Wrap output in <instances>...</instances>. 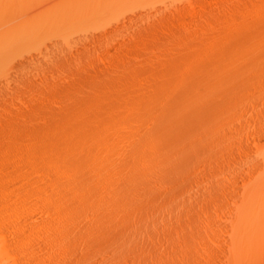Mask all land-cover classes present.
Returning a JSON list of instances; mask_svg holds the SVG:
<instances>
[{"label": "bare ground", "instance_id": "bare-ground-1", "mask_svg": "<svg viewBox=\"0 0 264 264\" xmlns=\"http://www.w3.org/2000/svg\"><path fill=\"white\" fill-rule=\"evenodd\" d=\"M263 7L8 120L0 193L55 207L0 216V264H264Z\"/></svg>", "mask_w": 264, "mask_h": 264}, {"label": "rangeland", "instance_id": "rangeland-1", "mask_svg": "<svg viewBox=\"0 0 264 264\" xmlns=\"http://www.w3.org/2000/svg\"><path fill=\"white\" fill-rule=\"evenodd\" d=\"M0 1V130L8 120L33 116L28 105L49 95L57 100V89L86 86L95 70L144 72L131 81L141 85L181 38H211L264 6V0ZM54 207L53 199L0 193V216L40 208L52 214Z\"/></svg>", "mask_w": 264, "mask_h": 264}]
</instances>
